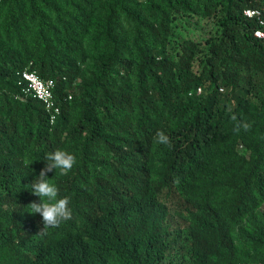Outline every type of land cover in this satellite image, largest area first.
<instances>
[{
  "label": "trees",
  "instance_id": "trees-1",
  "mask_svg": "<svg viewBox=\"0 0 264 264\" xmlns=\"http://www.w3.org/2000/svg\"><path fill=\"white\" fill-rule=\"evenodd\" d=\"M247 9L264 20V0H0V264H264V24ZM31 70L55 82L54 124ZM57 148L77 158L47 174L73 216L39 234L32 182Z\"/></svg>",
  "mask_w": 264,
  "mask_h": 264
},
{
  "label": "clouds",
  "instance_id": "clouds-1",
  "mask_svg": "<svg viewBox=\"0 0 264 264\" xmlns=\"http://www.w3.org/2000/svg\"><path fill=\"white\" fill-rule=\"evenodd\" d=\"M236 120V117H232ZM252 124L247 121H240L235 124L234 131L240 132L250 131ZM156 144H170L169 136L162 130L158 131L154 137ZM45 160L47 164L41 170L39 178L32 182L31 191L34 195L39 196L40 202H32L30 204V212L39 213L42 216L44 227L39 234H46L49 229L58 228L63 222L72 219L73 212L70 205V197L65 195L60 196V189L58 186L48 178V172L53 169L59 170L60 175H67L77 163V158L74 153L67 150L57 148L53 152H49Z\"/></svg>",
  "mask_w": 264,
  "mask_h": 264
},
{
  "label": "built area",
  "instance_id": "built-area-1",
  "mask_svg": "<svg viewBox=\"0 0 264 264\" xmlns=\"http://www.w3.org/2000/svg\"><path fill=\"white\" fill-rule=\"evenodd\" d=\"M245 14L248 17L257 18L261 24L264 20L261 18V11L257 9H247ZM256 36L264 40V29L256 31ZM24 79L27 82V92L41 100L49 113L50 122L54 124L60 113V106L57 104L54 95L55 82L52 79L45 80L41 78L35 70L25 71ZM71 97V96H70Z\"/></svg>",
  "mask_w": 264,
  "mask_h": 264
}]
</instances>
